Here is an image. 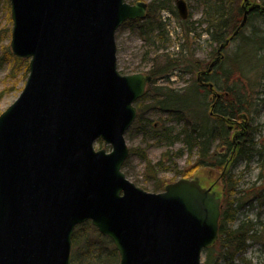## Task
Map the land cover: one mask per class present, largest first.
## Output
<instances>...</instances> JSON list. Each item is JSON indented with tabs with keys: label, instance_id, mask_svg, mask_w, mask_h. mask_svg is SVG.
<instances>
[{
	"label": "water",
	"instance_id": "water-1",
	"mask_svg": "<svg viewBox=\"0 0 264 264\" xmlns=\"http://www.w3.org/2000/svg\"><path fill=\"white\" fill-rule=\"evenodd\" d=\"M10 3L11 50L29 60L30 72L0 114V264H72L75 229L87 221L113 240L119 264H205L202 253L218 240L222 209L213 186L195 176L149 192L122 170L130 154L125 134L152 77L118 70L116 32L145 19L148 4ZM247 4L207 73L249 13L264 14L262 4ZM177 8L187 19L186 1ZM99 140L111 150L97 149Z\"/></svg>",
	"mask_w": 264,
	"mask_h": 264
},
{
	"label": "trees",
	"instance_id": "trees-1",
	"mask_svg": "<svg viewBox=\"0 0 264 264\" xmlns=\"http://www.w3.org/2000/svg\"><path fill=\"white\" fill-rule=\"evenodd\" d=\"M176 1L151 0L145 20L124 24L138 26L140 38L148 47L141 61L150 63L146 73L153 78L144 97L136 103L138 117L130 131L136 129L145 140L155 139L167 146L182 143L183 147L173 154L178 158L186 156V165L181 170L174 169L181 177L191 178L209 167L222 169L235 146L234 160H243L245 168L249 167L264 153V135H260L259 126L254 125L264 102V14L258 10L249 13L246 25L233 40L238 43L233 55H227L226 49L225 59L213 68L212 73L204 76L214 84L216 91L222 93L220 99L212 100L213 91L191 75L207 70L220 46L238 29L245 13L242 0H197L203 6L202 16L194 23L182 21L178 51L170 50L173 40L168 19L164 17V13L177 15ZM204 35L208 36L205 39L207 61L196 55L194 47ZM13 62L12 75L24 68L28 74V60L13 58ZM2 63L0 58V66ZM174 77L186 84L181 87L160 84V81L170 83ZM246 119L249 121L247 133H238L236 144L230 128L244 127ZM131 154L145 163L144 180L154 181L156 192L163 190L166 183L157 175L169 168L173 170L172 164L177 166L169 151L164 154L168 160L157 162L150 158L147 147L132 148ZM124 168H127V162ZM126 174L129 176L127 171ZM239 178L231 175L223 180L227 192L223 200L220 237L214 247L206 250V264L222 261L231 264L237 256L245 260L251 242L264 241L260 221L239 219L248 202L264 200V179H260V185L258 181L247 183L248 187L243 189L240 188L243 178ZM245 185L243 180L242 186ZM119 260L113 241L102 235L90 221L76 228L73 264H119Z\"/></svg>",
	"mask_w": 264,
	"mask_h": 264
},
{
	"label": "rangeland",
	"instance_id": "rangeland-1",
	"mask_svg": "<svg viewBox=\"0 0 264 264\" xmlns=\"http://www.w3.org/2000/svg\"><path fill=\"white\" fill-rule=\"evenodd\" d=\"M130 2L136 3L138 1H145L150 2L151 0H129ZM188 8V16L189 19L187 20L189 23H194L195 21H198L202 16V9L203 6L197 1V0H185ZM262 0H248V3L255 4V3H261ZM243 5L246 4L244 0L241 1ZM176 4V2H175ZM177 11V10H176ZM164 17L168 19V29L171 32L173 43L170 46V50H177V42L179 41V38L182 37V30H181V23L182 19L181 17L177 15H170L167 13H164ZM11 19V4L10 0H0V58L3 59V63L0 66V112H3L6 110L20 95L21 90L24 88L25 83L28 79V74L24 69H18L14 71V75H12V67L14 65L13 58H17L13 55L11 50V39H12V19ZM202 29V28H201ZM138 26H132L129 24H126L122 26L116 34V42H117V57H118V67L121 72H125V74H132L136 73L135 71L141 70L139 72L146 73V71L149 68V64L143 63L141 61L142 54L148 47L145 46L143 43V40L140 38ZM196 32H200L196 30ZM207 35L203 36V39L201 42L198 43V45L194 46L196 50V55L201 59H206V53H207V45L208 43L205 42V39H207ZM182 39V38H181ZM200 44V45H199ZM238 43L235 41L230 45V47L226 50V54L229 56L233 55L234 50L237 48ZM10 53V55H9ZM19 59V58H18ZM27 60V59H23ZM207 61V59H206ZM29 62V60H28ZM192 77L196 78V75H191ZM189 77V76H188ZM160 84H169L173 87H181L186 82L184 80H180L178 77H174L170 83L160 81ZM264 96V95H263ZM264 102L260 105L259 108V115L256 123H254L255 126H259V130L261 131L260 135H264ZM238 130V129H237ZM132 131V130H131ZM130 130L126 133V139L128 142V146L130 149L132 148H138V147H147L148 152L150 155V158L157 162L159 160H168L167 156H164V154L169 151L170 155L173 156L174 152H176L179 148L183 147L182 143L175 144L173 146H167V144L158 142L155 139H150L149 141L145 140L143 138V135L138 133L136 129H134L132 132ZM240 132V130H238ZM233 133V132H232ZM257 139V138H256ZM97 148H104L107 150H110V146L106 145L104 142L99 141L96 143ZM221 150V149H220ZM172 159L175 161L177 166H174L172 164V169L169 168L160 174L157 175L158 179H161V181H164L166 184L172 183L178 180V178L181 177V175H177L175 173V168L181 170L186 165V156L184 157H175V155L172 157ZM234 159H232L233 161ZM127 162V170L123 168L124 172L126 171L129 173V176L127 177L133 181L134 183H137L139 186L143 187L144 189L148 190L149 192H156L155 191V182H146L144 173H145V163L137 156L130 154ZM256 166L252 165L251 169L245 168V161H235V164L232 168V175L236 179L239 176H242V183H240V188L243 189L247 188L248 186H242L243 180L244 183L249 181H255L257 170ZM224 167L222 169L213 167V174L216 179V183H214L213 179V185L215 190L218 192L222 200H224V197L226 195L225 190V181L224 178L228 174L229 170L226 171V173H223ZM230 169V168H229ZM207 171V170H206ZM205 171V172H206ZM246 171V173H245ZM203 171V174L205 173ZM209 172V171H208ZM212 172V171H210ZM212 182L206 181L204 179L203 183L205 185H210ZM163 190L159 191L162 192ZM226 198V197H225ZM228 199V198H227ZM261 201V200H260ZM225 203H223L224 205ZM246 211L242 212L239 219L241 218H248L251 219L253 222L260 221V227L264 230V200L261 201L258 205V201H253L250 207L245 208ZM245 260L241 259V257L237 256L233 263L231 264H264V241L261 242H251L250 248L246 251ZM206 259V252L203 255V260ZM219 264H228L225 261L220 262Z\"/></svg>",
	"mask_w": 264,
	"mask_h": 264
},
{
	"label": "flooded vegetation",
	"instance_id": "flooded-vegetation-1",
	"mask_svg": "<svg viewBox=\"0 0 264 264\" xmlns=\"http://www.w3.org/2000/svg\"><path fill=\"white\" fill-rule=\"evenodd\" d=\"M205 75H208V74H205ZM204 75V76H205ZM204 76H202L201 77V79H199V83L200 84H202V85H204V86H207V87H209L212 91L213 90H215V86H214V84L212 83V82H208L205 78H204ZM212 84V85H211ZM222 97V95L220 96V98ZM219 98V99H220ZM215 99H216V97H215ZM212 100H214V98H212ZM248 127H249V121H248V119H247V121H246V124H245V127H244V129H245V132H243V134H246L247 133V130H248ZM229 155H230V153H229ZM264 160V153H263V155H262V158H258V160H257V162L256 163H253V164H251V166L252 165H255L257 168H256V170H257V175H256V179H255V181H258L259 183H258V185H260V179H264V174H263V172H264V161H262V160ZM234 164H235V162H234ZM234 164H232V166H231V168L229 169V172H228V174L226 175V177H230L231 175H232V168H233V165ZM229 165V164H228ZM251 166H247L246 167V169L248 168V169H251ZM224 167V166H223ZM213 167H211V168H208V170L203 174V172L201 173V175L199 174V179L201 180V182L203 183V181H204V179H206V181H208V182H212L213 181V179H214V183H216V179H220V178H215L214 177V174H213ZM209 171V172H208ZM210 171H212V172H210ZM245 173H246V171H245ZM252 181H249V182H247L246 181V185H247V183H251ZM254 182V181H253ZM213 182H212V184H210V185H206V186H213L214 187V184ZM204 184V183H203ZM205 185V184H204ZM250 185V184H249ZM248 186V185H247ZM254 201H258V205H259V203L262 201H259V199L257 200V199H255ZM252 202L253 201H250V202H248V204L246 205V207H250L251 206V204H252ZM244 211H246L245 209H243V211L242 212H244Z\"/></svg>",
	"mask_w": 264,
	"mask_h": 264
}]
</instances>
